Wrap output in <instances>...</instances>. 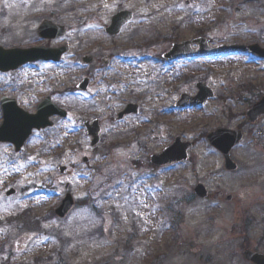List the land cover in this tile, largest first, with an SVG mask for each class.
Masks as SVG:
<instances>
[{"label":"rangeland","instance_id":"rangeland-1","mask_svg":"<svg viewBox=\"0 0 264 264\" xmlns=\"http://www.w3.org/2000/svg\"><path fill=\"white\" fill-rule=\"evenodd\" d=\"M119 11L133 20L108 38L104 29ZM44 21L66 27V37L40 39ZM200 35L213 45L264 47V0H0L1 48L68 49L57 65L0 74V98L34 113L48 96L67 112L18 153L0 144V264H248L244 249L264 254V117L245 118L264 96V60L162 59L172 44ZM83 56L95 65L83 66ZM87 75L95 85L79 93ZM199 81L214 98L175 109ZM127 103L139 106L138 115L115 122ZM94 119L101 141L90 149L82 123ZM216 129L244 135L230 153L235 173L206 142ZM177 136L193 143L188 161L154 171L149 157ZM66 183L75 207L61 220L53 211ZM197 184L206 199L194 196Z\"/></svg>","mask_w":264,"mask_h":264},{"label":"water","instance_id":"water-1","mask_svg":"<svg viewBox=\"0 0 264 264\" xmlns=\"http://www.w3.org/2000/svg\"><path fill=\"white\" fill-rule=\"evenodd\" d=\"M255 1V0H247ZM130 14L119 13L111 18L110 26L106 29V33L109 35H115L119 32L120 28L130 19ZM65 34V29L53 26L49 23H44L39 29V36L42 39H53L61 37ZM200 47L198 52H190L187 47L189 43L173 46L172 49L164 55V58H176V57H190L194 55L208 54L205 47V42L197 40L195 41ZM232 48H227L230 50ZM232 50H241L253 53L259 57L264 58V50L259 49L257 46L253 47H236ZM213 52H222L223 49L212 50ZM66 52L65 48L58 50L34 48L26 51L20 50H2L0 49V72H9L17 69L18 67L35 61H51L59 62L61 56ZM85 63H91L89 59L84 58ZM81 90L85 89V84L79 86ZM199 90L198 95L194 99H190L186 96H182L177 103L178 107L184 108L187 106H198L204 104L208 99L212 98V93L205 89L203 85H197ZM2 111H3V123L0 126V143H10L14 145L15 151H19L25 140L30 135L33 129L40 130L50 127L52 124L49 122V117L53 115L64 116L62 111H59L56 107L50 104L49 99L42 102L37 107L36 115H28L21 110L17 109L13 100L1 99ZM137 107L127 106L123 113L118 115V118H122L125 114H136ZM246 118L249 122L254 123L259 118L264 116V97L254 105L246 113ZM86 133L91 138L90 146L94 147L99 143L100 128L97 121H94L91 125L87 122L84 123ZM207 140L209 144L218 151L224 162V169L229 172H233L237 169V166L230 159V151L233 147L238 145L242 140V133L240 131L230 130H217L214 133L208 135ZM190 148L188 144H181L179 139L175 140V143L166 149L161 156L152 157L151 161L158 166L170 164L172 162H180L186 159V152ZM86 163L87 160L83 159ZM63 172V168L59 169ZM195 193L198 197L204 198L206 196L202 187H197ZM12 194V192L7 195ZM72 200L68 195L62 202L60 208L56 211V214L63 218L72 208ZM246 261L252 264H264V256L250 252L248 250L243 253Z\"/></svg>","mask_w":264,"mask_h":264}]
</instances>
